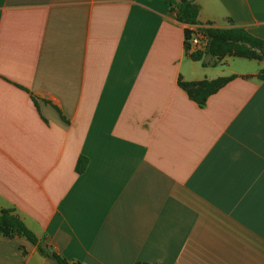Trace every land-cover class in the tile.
Returning a JSON list of instances; mask_svg holds the SVG:
<instances>
[{"label": "crops", "instance_id": "1", "mask_svg": "<svg viewBox=\"0 0 264 264\" xmlns=\"http://www.w3.org/2000/svg\"><path fill=\"white\" fill-rule=\"evenodd\" d=\"M167 1L0 0V215L70 262L264 264V62L185 46L264 40V0ZM231 77L202 107L178 85ZM0 264L54 263L0 236Z\"/></svg>", "mask_w": 264, "mask_h": 264}, {"label": "trees", "instance_id": "2", "mask_svg": "<svg viewBox=\"0 0 264 264\" xmlns=\"http://www.w3.org/2000/svg\"><path fill=\"white\" fill-rule=\"evenodd\" d=\"M171 10L179 22L188 25H197L199 7L187 0L179 3L167 1ZM199 32L207 39V46L204 52L191 54L192 61L201 62L203 68L209 65L215 66L217 62L225 57H236L247 60L264 62V40L258 39L242 28L233 27L230 29H200ZM190 38V31L185 32V46L188 49L187 41ZM206 58V62L202 59ZM264 79V71L258 75ZM231 78H220L214 81H203L197 84H186L179 81L180 88L185 90L189 97L200 107L204 106L207 99L226 85ZM87 159L79 157L75 172L82 174L87 166ZM0 236L6 238L19 237L26 240L30 245L36 247L40 256L52 261L54 264H81L75 261H67L49 246L40 243L36 236L10 211H3L0 215Z\"/></svg>", "mask_w": 264, "mask_h": 264}, {"label": "built area", "instance_id": "3", "mask_svg": "<svg viewBox=\"0 0 264 264\" xmlns=\"http://www.w3.org/2000/svg\"><path fill=\"white\" fill-rule=\"evenodd\" d=\"M187 44L188 49L192 54L196 52H204L207 46V39L199 31H191Z\"/></svg>", "mask_w": 264, "mask_h": 264}]
</instances>
